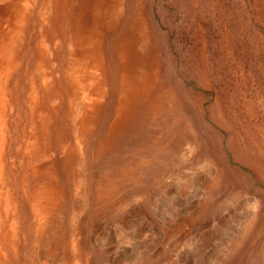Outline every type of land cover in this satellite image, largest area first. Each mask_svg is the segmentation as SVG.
Segmentation results:
<instances>
[{
    "label": "rangeland",
    "instance_id": "obj_1",
    "mask_svg": "<svg viewBox=\"0 0 264 264\" xmlns=\"http://www.w3.org/2000/svg\"><path fill=\"white\" fill-rule=\"evenodd\" d=\"M11 1L0 264H264V0Z\"/></svg>",
    "mask_w": 264,
    "mask_h": 264
},
{
    "label": "bare ground",
    "instance_id": "obj_2",
    "mask_svg": "<svg viewBox=\"0 0 264 264\" xmlns=\"http://www.w3.org/2000/svg\"><path fill=\"white\" fill-rule=\"evenodd\" d=\"M2 1H4V0H2ZM9 2L12 4L11 0H9ZM12 6H13V4L10 5V8H11L10 13L11 14L7 18L5 17L6 19L3 18L5 20V22L3 23L4 25L2 24V26H0V67L2 68L1 74L3 73V75H4L3 79H5L6 73L8 71H10V67L8 66V64H9L10 58L12 57V53H14L13 52L14 46L16 44V40L18 39V34L15 31H13V24H12V12H13V10H12ZM1 22H3V21L1 20ZM44 192H46V190ZM44 192H42V193L44 194ZM43 194H42V196H43ZM45 196L46 195L44 194V199H45Z\"/></svg>",
    "mask_w": 264,
    "mask_h": 264
}]
</instances>
